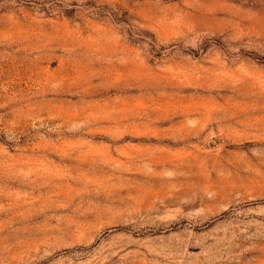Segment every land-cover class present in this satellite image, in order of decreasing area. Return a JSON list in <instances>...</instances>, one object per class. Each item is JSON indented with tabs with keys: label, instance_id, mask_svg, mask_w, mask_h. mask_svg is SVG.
<instances>
[{
	"label": "rangeland",
	"instance_id": "1",
	"mask_svg": "<svg viewBox=\"0 0 264 264\" xmlns=\"http://www.w3.org/2000/svg\"><path fill=\"white\" fill-rule=\"evenodd\" d=\"M0 264H264V0H0Z\"/></svg>",
	"mask_w": 264,
	"mask_h": 264
}]
</instances>
